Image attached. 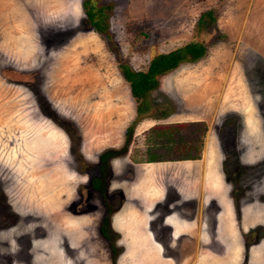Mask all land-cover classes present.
Listing matches in <instances>:
<instances>
[{
  "label": "rangeland",
  "instance_id": "1",
  "mask_svg": "<svg viewBox=\"0 0 264 264\" xmlns=\"http://www.w3.org/2000/svg\"><path fill=\"white\" fill-rule=\"evenodd\" d=\"M83 1L0 0V208L9 201L29 218L0 231V264H251L249 247L262 241L264 226L249 212L246 223L257 224L244 230L243 209L264 207V175L255 173L264 159V103L246 69L254 76L258 52L264 56V0H97L113 7L110 37L85 22ZM209 9L216 22L199 31ZM193 40L206 41L207 53L159 76L153 106L127 153L111 158L101 195L91 184L99 155L121 147L139 117L119 61L145 71L156 54ZM228 114L243 119L239 165L251 170L238 191L221 173L215 139ZM194 141L199 159H182ZM151 155L160 161H147ZM225 183L237 210L226 234L217 236L207 218L184 250L158 228L168 220L163 211L149 225L158 243L145 231L144 209L168 188L169 197L179 191L194 204L201 190L209 201ZM108 196L120 237L115 260L99 235Z\"/></svg>",
  "mask_w": 264,
  "mask_h": 264
},
{
  "label": "trees",
  "instance_id": "2",
  "mask_svg": "<svg viewBox=\"0 0 264 264\" xmlns=\"http://www.w3.org/2000/svg\"><path fill=\"white\" fill-rule=\"evenodd\" d=\"M83 8L86 13V21L92 29L105 37H110V15L112 10L111 4L105 6L99 4L97 0H84ZM216 22V14L213 9L204 11L198 19L199 31L207 30L212 24ZM206 47L201 40H193L183 46L167 53L156 54L145 71L136 70L127 61H119V67L122 70L124 78L129 82L132 95L140 102L137 106L138 119H136L130 127L127 128L126 138L123 145L117 149H108L102 152L100 157L99 174L92 177V186L101 195L106 193V185L109 177L110 160L111 158L125 155L128 151L132 131L135 125L141 120L143 115L147 113L151 106H153L150 96L152 91L159 87V76L164 75L181 65L185 61H197L206 54ZM163 116L169 115L166 109L161 111ZM167 132V131H166ZM197 142H191L188 147L189 154L182 159L197 160L200 155V148ZM73 152V147L70 151ZM74 153V152H73ZM72 153V154H73ZM147 161H160L155 155H151ZM106 205L110 207V200L104 199ZM111 211L105 216L104 223L109 225L111 221ZM106 229V226H104ZM103 229L105 235L108 236Z\"/></svg>",
  "mask_w": 264,
  "mask_h": 264
},
{
  "label": "crops",
  "instance_id": "3",
  "mask_svg": "<svg viewBox=\"0 0 264 264\" xmlns=\"http://www.w3.org/2000/svg\"><path fill=\"white\" fill-rule=\"evenodd\" d=\"M216 188V192L209 191L211 192L208 193L210 195V198L208 199L209 201L203 200V196L205 194L204 191H207V189H205L204 191L201 190L202 196H199L198 200L194 204H191V202H193L194 200L188 201L179 191H175L169 197V192L172 188H168L167 192H164L165 195L161 197L159 201H155L154 205L148 207V210L144 209L146 217L148 218L145 225V231L149 234V236L155 243H158L155 240V233L153 234L150 230L152 226L150 228L149 225H152V221L155 218L158 219L161 216L159 215V213L163 211L165 215L164 217L167 216L168 220L164 221V219H162L163 223L160 221L158 228L160 229L161 226V228L163 229L162 233L166 234L168 238H173L174 240L176 239L175 241L178 242L181 241L179 245L183 246L184 250L185 247L189 244H192L193 246L195 245V236H199L200 234H202L203 230H201V226L205 223L207 218L213 219V229H215L217 236L226 234V231L232 229L233 226H237V210L235 209L234 201L231 198V190L226 189V183L224 184V186L218 185V187ZM250 206L247 205L243 209L244 221L242 227L246 231L254 228L257 224L246 223L245 216H249V212L251 213V216L249 217L250 219L259 222L264 226V207L255 208ZM180 209H183L182 211H184L185 213H182ZM166 223L170 225L172 229L168 230L169 228ZM251 231L246 233L247 236H245L246 242L249 241V244L252 243L251 239L248 237L251 236ZM160 241H162V239H160ZM192 251H194V248L190 252ZM258 251H260V254L259 256L255 257L254 255L257 254ZM210 252L212 251L210 250ZM249 252L251 253V264H264V238L262 239V241L252 244L249 247ZM186 255L187 254H184L183 257H185Z\"/></svg>",
  "mask_w": 264,
  "mask_h": 264
},
{
  "label": "flooded vegetation",
  "instance_id": "4",
  "mask_svg": "<svg viewBox=\"0 0 264 264\" xmlns=\"http://www.w3.org/2000/svg\"><path fill=\"white\" fill-rule=\"evenodd\" d=\"M216 33L218 36L219 33L218 32ZM201 41L206 47V51H207V42L204 40H201ZM258 54L261 60L259 61L260 62L259 64L255 63V66H253V70H255L254 76H251L248 73V68H247L246 77H248L249 81H255V79L258 81L257 88H259L258 90L260 91V95L262 96L261 98L264 103V56L260 52H258ZM261 108H262L261 117H262V120L264 121V107L261 106ZM202 124L204 128L207 127V124H205V122H203ZM244 126L245 125H243V119L239 115L237 114L229 115L228 114V115H225L222 125L215 128V139L217 140V145L219 146L220 155H221V165H220L221 173L224 176V179H226L228 182L232 184V186H234L236 191H238L237 188L239 189L240 188L239 186H241V183H243L241 179L248 177L249 174L247 175V172H251L249 168L244 167V169H242V167L239 165V159L243 155L242 152L239 150V148L241 149V145L244 144L245 142V140L243 142V139H242V133H243L242 130H244ZM71 153H72V150H71ZM100 162L101 161H99V165H100ZM257 165H258V168L255 170V173H258L259 175L261 174L264 175V159L260 161L259 163H257ZM108 181H107V184H108ZM231 184L229 185L231 186ZM236 193L234 192L233 195H237ZM108 200H110L111 205L110 207H108L105 202L103 203L105 207V214L102 217L100 225H99V235L102 237V239L106 242L108 246L110 258H112V260H115L121 253V248L119 246L120 237H119V233L114 229L112 225V221H110L109 225L104 223L105 216L108 215L109 210L111 211L110 216H112V213H114L113 211L115 208L114 207L115 205L113 203L114 199H112L111 196H108ZM5 202L6 203H4L2 207L0 208V224L1 222H4L6 224L0 225V231L8 230V228L15 227L19 225V223L22 221L23 223H25L24 221H27L29 219L26 213L24 215H21L20 212L18 213L17 209L13 207L12 203H10L9 201H5ZM120 207H121V203L118 208ZM104 226H106V229H104ZM103 229L106 231L108 236L104 234ZM22 237L27 238V235H23ZM23 242L27 244L25 246L26 249H29L30 241L28 240V243L26 241H22V243ZM27 259L30 260L31 257H27Z\"/></svg>",
  "mask_w": 264,
  "mask_h": 264
}]
</instances>
